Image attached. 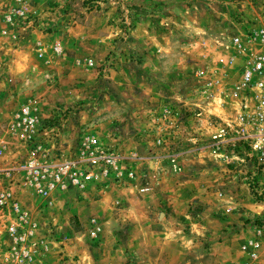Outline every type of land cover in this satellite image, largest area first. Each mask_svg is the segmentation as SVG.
<instances>
[{"label":"rangeland","instance_id":"rangeland-1","mask_svg":"<svg viewBox=\"0 0 264 264\" xmlns=\"http://www.w3.org/2000/svg\"><path fill=\"white\" fill-rule=\"evenodd\" d=\"M25 1L33 21L14 18V24L6 26L13 38H0V190L6 183L2 170L17 168L30 150L9 128L20 105L36 110L39 123L34 142L42 145L36 155H46L47 161L74 158L83 136L119 155L115 140L123 134L131 138L138 129L133 137L139 142L138 155L167 152L170 143L163 142L167 138L172 141L169 146L175 147L173 152L192 147L193 141L185 136L193 132L190 119L196 125L194 118L207 110L204 106L213 108L214 116L229 110L230 117L239 107L242 97L236 82L241 53L230 61L237 54L230 39L264 17V0H39L37 7V0ZM12 5V0L0 3V30L6 29L2 14ZM245 48L253 51L251 46ZM198 71L203 74L197 75ZM210 96L215 98L211 104L207 103ZM209 140L207 136L202 143ZM222 148L228 151L225 145ZM123 162L135 179L98 182L107 189L115 186L110 189L112 204L117 200L115 188L135 184L142 173ZM19 173H12L14 180ZM19 185L20 180L12 185L14 195L38 223L31 236L36 241L33 264H84V255L75 246L95 245L99 240L88 237L85 230L87 218L95 214L84 212L85 208L94 206L79 202L77 195L65 196L37 212L42 200L27 205L22 199L32 191ZM217 187L222 190L226 184ZM113 207L112 213L120 208L119 202ZM7 214L0 209V221ZM216 242L217 254H224L223 240L218 237ZM240 242L237 236L228 241L231 249ZM7 246L8 238L0 228V264L6 260ZM96 250L97 244L92 247ZM92 251L87 250V255ZM99 251L101 257L107 251L114 253V264H134L128 247L116 254L108 245ZM249 251L238 250L232 264H264V258L259 263L250 258ZM99 258L96 252L94 259L103 262ZM204 262L210 263L208 258Z\"/></svg>","mask_w":264,"mask_h":264},{"label":"crops","instance_id":"crops-1","mask_svg":"<svg viewBox=\"0 0 264 264\" xmlns=\"http://www.w3.org/2000/svg\"><path fill=\"white\" fill-rule=\"evenodd\" d=\"M3 1L5 0H0V3ZM38 3L39 0L36 7ZM6 29L5 33H2L4 29L0 30L2 40L9 36L13 38L10 28ZM214 99L210 96L207 103L211 104ZM206 108L207 112L201 110L194 118L198 120L196 125L190 119L193 132L190 131L185 136L194 143L190 148L173 152L175 147L169 146L172 141L167 138L163 139L165 144L170 143L166 146L167 152L160 156L138 155L136 151L139 142L133 137L138 135L139 129L131 133V138L123 134L115 140L119 156L127 164L134 165L137 172L142 173L135 184L127 183L123 187L115 188L120 208L113 213L110 189L115 186L107 189V186H101L98 182H89L83 190L67 189L48 196L32 193L27 195L29 199L25 197L22 200L29 206L36 200H42L39 204L42 206L38 208L37 205V212L53 206L58 198L65 196L77 195L79 202L94 206L89 210L85 208L84 212L94 210L95 213L87 218L85 230L87 234L88 220L94 218L99 225V232L95 237L99 238L96 243L97 250L92 251V247H96L92 243H78L81 246H75L82 251L84 264H114V253L111 255L107 251V255L101 257L99 250L107 245L115 254L128 247L135 256L134 264H205L207 258L209 264H232V258L237 255L238 250L240 253L247 252V249L243 250L241 247L248 240L258 243L259 248L254 259L259 263V259L264 258V202L252 197L248 179L254 177L259 186L264 187V168L257 170L255 161L244 156L242 146L236 152H225L215 151L208 142L202 143L229 115V110H225L221 116H214V110H210L213 108L207 105L203 107ZM214 119L217 121H213ZM203 124H208V127ZM125 146L129 149L128 152L123 151ZM144 161L146 167L143 166ZM197 161L203 164L199 165ZM220 183L226 184L222 190L217 189ZM139 187L146 190L140 192ZM32 219L36 226L37 220L33 217ZM233 236L241 241L237 249H231V244L228 243ZM218 237L227 248L224 254H217ZM44 241L39 240L41 243ZM207 245L210 248L208 252L205 251ZM87 250L92 251V255H87ZM144 251L146 257L141 256ZM96 252L103 262L94 259ZM207 254L211 257L205 256Z\"/></svg>","mask_w":264,"mask_h":264},{"label":"built area","instance_id":"built-area-1","mask_svg":"<svg viewBox=\"0 0 264 264\" xmlns=\"http://www.w3.org/2000/svg\"><path fill=\"white\" fill-rule=\"evenodd\" d=\"M3 14L2 21L7 25L14 24V18L32 22L27 13L25 0H12ZM6 29L2 33H5ZM234 52L231 62L241 53L239 79L236 87L241 91L242 99L237 110L209 135V145L215 151L228 147L231 152L243 148V154L255 161L257 170L264 168V17L259 23L243 29L241 36L230 39ZM245 45L252 50L246 51ZM57 50V46H53ZM202 71L197 75L201 76ZM211 81L209 85H212ZM9 124L10 131L17 132L23 143L30 146L25 161L17 168L2 170L5 186L0 190V209L8 211L0 221L8 238L6 260L3 264H33L31 254L36 241L31 239L35 222L29 211L18 203L12 185L29 188L37 196H48L67 189L83 190L89 182H106L114 180L120 183L135 179V174L124 164L122 158L114 151L107 150L91 136H83L79 141L74 158H59L47 161L44 154L37 157L41 144L35 143L39 118L34 107L20 105L13 111ZM13 172H20L14 180ZM19 173V174H20ZM118 185V184H117ZM252 194L264 198V187H260L254 177L248 179ZM146 188L139 187L138 191ZM118 201L115 199L113 205ZM99 225L94 218L88 220L87 235L95 238ZM258 243L248 240L241 249H250L249 257L256 256Z\"/></svg>","mask_w":264,"mask_h":264}]
</instances>
